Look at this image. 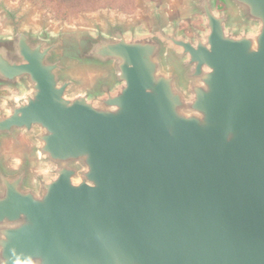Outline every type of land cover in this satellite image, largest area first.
I'll return each mask as SVG.
<instances>
[{
	"label": "water",
	"instance_id": "1",
	"mask_svg": "<svg viewBox=\"0 0 264 264\" xmlns=\"http://www.w3.org/2000/svg\"><path fill=\"white\" fill-rule=\"evenodd\" d=\"M0 10V264H264V0Z\"/></svg>",
	"mask_w": 264,
	"mask_h": 264
},
{
	"label": "rangeland",
	"instance_id": "2",
	"mask_svg": "<svg viewBox=\"0 0 264 264\" xmlns=\"http://www.w3.org/2000/svg\"><path fill=\"white\" fill-rule=\"evenodd\" d=\"M11 6H18L24 2L26 9L30 10L29 23L40 28L48 19V27L52 32L64 30L67 33L96 30L94 20H100L106 14L120 15L122 17H140L143 0H133L132 6L115 2V0H6ZM113 1V2H112ZM125 7L129 9L124 10ZM4 15L0 10V30L4 29ZM143 29V28H141ZM7 89H0V98L6 96ZM45 171L47 168L43 166Z\"/></svg>",
	"mask_w": 264,
	"mask_h": 264
},
{
	"label": "clouds",
	"instance_id": "3",
	"mask_svg": "<svg viewBox=\"0 0 264 264\" xmlns=\"http://www.w3.org/2000/svg\"><path fill=\"white\" fill-rule=\"evenodd\" d=\"M7 95L0 98V109H3L4 116H9L12 113V109L8 106L9 100L14 101L17 105L28 102L27 98L32 95L31 85L26 86L24 83L19 84L18 91H13L11 87L7 88ZM31 264V262H26Z\"/></svg>",
	"mask_w": 264,
	"mask_h": 264
},
{
	"label": "trees",
	"instance_id": "4",
	"mask_svg": "<svg viewBox=\"0 0 264 264\" xmlns=\"http://www.w3.org/2000/svg\"><path fill=\"white\" fill-rule=\"evenodd\" d=\"M121 1H126V0H121ZM112 2H113V1H112ZM115 2H117V1L115 0ZM117 3H121L120 0H118ZM132 3H133V0H127V2L124 3V4L128 5V7H129V6L131 7V6H132ZM128 7H125L124 10L127 11V10L129 9Z\"/></svg>",
	"mask_w": 264,
	"mask_h": 264
}]
</instances>
